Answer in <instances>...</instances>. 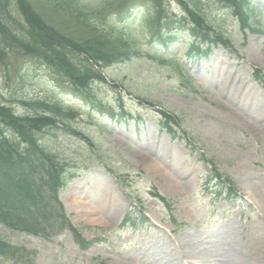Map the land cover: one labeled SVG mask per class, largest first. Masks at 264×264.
<instances>
[{
  "label": "rangeland",
  "instance_id": "obj_1",
  "mask_svg": "<svg viewBox=\"0 0 264 264\" xmlns=\"http://www.w3.org/2000/svg\"><path fill=\"white\" fill-rule=\"evenodd\" d=\"M32 1L48 22L93 36L45 4L52 0ZM74 1L92 23L133 43L134 58L105 70L106 83L76 90L39 60L8 55L0 58V103L17 115L32 110L24 101L50 102L76 113L75 120L66 121L70 130H48L37 138L72 177L59 192L66 215L86 239L103 235L102 241L84 250L68 232L43 238L1 224L0 238L30 252L22 264H175L228 250L238 249L235 256L240 250H264V86L253 77L255 70L264 76V33H243L233 10L215 0H186L230 41L228 47L213 46L200 63L181 55L185 43L172 47L189 67L191 85L147 52L139 21L148 0L118 4H138L135 22L128 23L113 20L108 0ZM253 1L263 10L254 28L264 32V0ZM165 10L184 21L176 2L167 1ZM163 110L184 116L175 119V138L161 131ZM212 169L237 195L206 189ZM128 214L136 228L122 227Z\"/></svg>",
  "mask_w": 264,
  "mask_h": 264
},
{
  "label": "trees",
  "instance_id": "obj_2",
  "mask_svg": "<svg viewBox=\"0 0 264 264\" xmlns=\"http://www.w3.org/2000/svg\"><path fill=\"white\" fill-rule=\"evenodd\" d=\"M176 1L191 18L192 29H186L183 23L165 14V0H148L149 9L142 14L139 25L146 31V39L150 40L151 47L147 52L164 61L184 80H190L187 67L181 64L179 57L169 54L171 47L180 41H188L185 51L189 50L200 60L207 57L214 42L205 18L190 10L184 0ZM217 1L233 10L242 31L253 30L251 20L254 17L250 14L262 13L253 0ZM45 4L59 15L72 19L78 27L93 33V36L62 32L65 30L48 22L30 0H0V58L12 54L38 59L63 76L75 89L85 90L94 83L105 82L95 66L106 68L131 61L134 57V44L122 35L92 23L87 12L79 8L74 0H52V3ZM133 6L113 17L134 22L136 5ZM206 43L209 46L203 52L201 47ZM27 105L32 112L17 116L9 106L0 103V223L41 237L69 231L81 247L87 248L91 243L70 223L57 197L58 190L67 187L69 174L37 138L48 130L69 129L66 121L74 120L76 115L70 109L47 102ZM163 114L168 122L164 129L174 134L169 123L173 116L166 112ZM73 133L79 134L76 131ZM0 256L23 263L30 258L29 252L2 239Z\"/></svg>",
  "mask_w": 264,
  "mask_h": 264
},
{
  "label": "bare ground",
  "instance_id": "obj_3",
  "mask_svg": "<svg viewBox=\"0 0 264 264\" xmlns=\"http://www.w3.org/2000/svg\"><path fill=\"white\" fill-rule=\"evenodd\" d=\"M237 250L238 249H236L233 254L228 250L224 254H219L215 258L208 256L193 257L192 262L178 260L175 264H264V250L257 251L254 254H241L242 250H240L238 256H235Z\"/></svg>",
  "mask_w": 264,
  "mask_h": 264
}]
</instances>
